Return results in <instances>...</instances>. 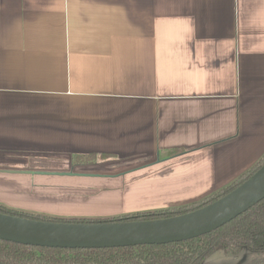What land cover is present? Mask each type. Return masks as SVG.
Wrapping results in <instances>:
<instances>
[{"label": "crops", "instance_id": "obj_1", "mask_svg": "<svg viewBox=\"0 0 264 264\" xmlns=\"http://www.w3.org/2000/svg\"><path fill=\"white\" fill-rule=\"evenodd\" d=\"M263 156L264 0H0V170L77 173L0 171V206L177 207Z\"/></svg>", "mask_w": 264, "mask_h": 264}, {"label": "trees", "instance_id": "obj_2", "mask_svg": "<svg viewBox=\"0 0 264 264\" xmlns=\"http://www.w3.org/2000/svg\"><path fill=\"white\" fill-rule=\"evenodd\" d=\"M263 163L264 156L227 186L203 199L161 210L133 212L103 218H57L45 214L26 213L3 206H0V211L28 219L71 223L163 219V217L190 212L220 198L250 177ZM242 248L251 252L264 251V198L207 234L160 245L68 249L25 245L0 239V264H201L214 252L236 257Z\"/></svg>", "mask_w": 264, "mask_h": 264}, {"label": "water", "instance_id": "obj_3", "mask_svg": "<svg viewBox=\"0 0 264 264\" xmlns=\"http://www.w3.org/2000/svg\"><path fill=\"white\" fill-rule=\"evenodd\" d=\"M55 175L70 172H33ZM264 198V163L235 189L207 205L163 219L104 223L41 221L0 211V239L54 248H104L178 242L207 234Z\"/></svg>", "mask_w": 264, "mask_h": 264}, {"label": "rangeland", "instance_id": "obj_4", "mask_svg": "<svg viewBox=\"0 0 264 264\" xmlns=\"http://www.w3.org/2000/svg\"><path fill=\"white\" fill-rule=\"evenodd\" d=\"M92 157L87 158V161H91L94 160ZM247 254H254V255H259L262 256V253H247ZM250 259L248 258V255H241L238 258H232L231 256L225 254V253H217L214 252L211 255L208 256V258L205 259L204 262H202L201 264H250Z\"/></svg>", "mask_w": 264, "mask_h": 264}, {"label": "flooded vegetation", "instance_id": "obj_5", "mask_svg": "<svg viewBox=\"0 0 264 264\" xmlns=\"http://www.w3.org/2000/svg\"><path fill=\"white\" fill-rule=\"evenodd\" d=\"M253 252H256V253H262L263 255L262 256H259V255H254V254H247V253H253ZM248 251L244 248H242L239 253H238V256L236 257H233L232 255L230 254H227L229 256H231L232 258H238L240 257L241 255H248V258L250 259V264H264V251Z\"/></svg>", "mask_w": 264, "mask_h": 264}]
</instances>
